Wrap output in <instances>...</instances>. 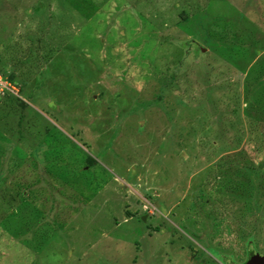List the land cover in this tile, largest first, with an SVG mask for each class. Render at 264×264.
<instances>
[{"label":"rangeland","instance_id":"1","mask_svg":"<svg viewBox=\"0 0 264 264\" xmlns=\"http://www.w3.org/2000/svg\"><path fill=\"white\" fill-rule=\"evenodd\" d=\"M73 1L0 0V264L264 257V0Z\"/></svg>","mask_w":264,"mask_h":264},{"label":"trees","instance_id":"2","mask_svg":"<svg viewBox=\"0 0 264 264\" xmlns=\"http://www.w3.org/2000/svg\"><path fill=\"white\" fill-rule=\"evenodd\" d=\"M75 1L78 3V4H75L76 5L75 6L76 10L79 13H82V14L86 15L87 17H88V14L85 12V10H83V4L86 3V4L94 5V6L98 5L93 0H74L73 2H75ZM181 60L182 61L180 63V66L185 61V58L183 57V59H181ZM261 72H262V74H264V68H263V70ZM5 76H4L5 79H8L9 82H11L12 84L17 85L18 87H20L22 89V84H19V82H18V81L21 80V76L18 74V72L16 70L12 74H10L8 77L7 76L5 77ZM25 76H26V74H25ZM17 79H19V80H17ZM10 97L11 96L0 97V99H1V101L2 100L5 101V100H9ZM21 107L23 109L22 105H21ZM17 118H16V120H18V121L15 120L16 122L13 120V123H14L13 126L7 124V126H6L7 128L2 130V132L0 133V138L1 139H4L5 141H10L12 139V137L17 134V131L20 130V127L22 125L24 126V124H25V123H23L24 116H22V118H20V116L17 117ZM3 120L4 119H2L0 121H3ZM19 166L21 168V165H19ZM17 179H19V178L17 177ZM20 183L23 184L24 182L21 181ZM6 185L7 184H5V179L1 178L0 179V192L5 189ZM3 187H4V189H3ZM24 194L26 195V193H24ZM13 195L14 194L10 193L9 191L7 192L6 196L0 195V209L2 210L1 214H0V220L4 221V225L9 224V226H8V228H10L9 231L13 232L15 234V237H18V235L22 234V232H26L25 229L21 226L24 223V222L22 223V217L31 219L36 214H39V215L41 214L42 215V212H40V209H39V206L41 205V202H38L37 200H36V202L33 201V202L29 203V204H34L35 205L34 208L30 207V208L26 209V207H25L23 213L20 212V211L16 212L14 204H16L17 199ZM11 223H15L16 225H19V227L21 226L20 227L21 229H18V231L15 230L16 227L12 228V224Z\"/></svg>","mask_w":264,"mask_h":264},{"label":"built area","instance_id":"3","mask_svg":"<svg viewBox=\"0 0 264 264\" xmlns=\"http://www.w3.org/2000/svg\"><path fill=\"white\" fill-rule=\"evenodd\" d=\"M20 88L12 84L8 81V79H5L4 76L0 75V97H6V96H16L19 97L20 95Z\"/></svg>","mask_w":264,"mask_h":264},{"label":"water","instance_id":"4","mask_svg":"<svg viewBox=\"0 0 264 264\" xmlns=\"http://www.w3.org/2000/svg\"><path fill=\"white\" fill-rule=\"evenodd\" d=\"M247 264H264V257L259 254L254 255Z\"/></svg>","mask_w":264,"mask_h":264}]
</instances>
